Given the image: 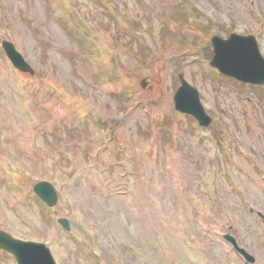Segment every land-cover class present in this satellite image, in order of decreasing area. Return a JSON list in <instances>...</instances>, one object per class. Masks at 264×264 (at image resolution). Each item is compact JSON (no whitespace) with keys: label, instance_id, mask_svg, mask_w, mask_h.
<instances>
[{"label":"rangeland","instance_id":"obj_1","mask_svg":"<svg viewBox=\"0 0 264 264\" xmlns=\"http://www.w3.org/2000/svg\"><path fill=\"white\" fill-rule=\"evenodd\" d=\"M200 27L254 34L264 55V0H0V228L60 264H92L90 245L104 264H227L231 226L264 264V86L204 73ZM180 73L213 117L204 134L177 119ZM37 178L55 182L74 235L25 186Z\"/></svg>","mask_w":264,"mask_h":264},{"label":"water","instance_id":"obj_2","mask_svg":"<svg viewBox=\"0 0 264 264\" xmlns=\"http://www.w3.org/2000/svg\"><path fill=\"white\" fill-rule=\"evenodd\" d=\"M249 46L245 50H240L237 46L228 44L225 50L222 53L220 58V67L222 70L229 72L233 75L238 77L250 76L251 77L247 80L256 82V83H263L264 82V62L258 53V50L255 47L253 42V38H248ZM12 54V53H11ZM14 62L22 69H27L28 67L19 57L14 60ZM218 64V61H216ZM29 70H31L29 68ZM184 96H189L190 101L187 102V99H184L183 106L184 108H191L193 105V97L195 96L197 100V92L195 89H187L184 92ZM200 108V107H199ZM201 109V108H200ZM193 113L198 115V111L194 110ZM203 123L207 124L208 120L204 117H200ZM52 195L50 198L49 196ZM45 199L48 201L49 204H54L57 201V196L52 190L51 194ZM13 249H17L18 252H22L24 248L27 246L33 245L31 243H23L21 241L14 242ZM20 260L24 262V264H29L31 261L29 251L23 253L22 255L19 254Z\"/></svg>","mask_w":264,"mask_h":264}]
</instances>
